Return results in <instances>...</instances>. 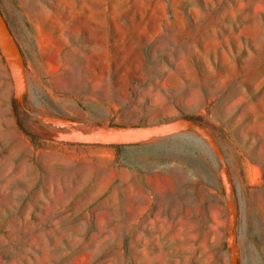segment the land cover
I'll return each instance as SVG.
<instances>
[{
    "label": "rangeland",
    "instance_id": "1",
    "mask_svg": "<svg viewBox=\"0 0 264 264\" xmlns=\"http://www.w3.org/2000/svg\"><path fill=\"white\" fill-rule=\"evenodd\" d=\"M0 14L25 72L19 95L0 48V264H264V0ZM173 122L187 128L74 140Z\"/></svg>",
    "mask_w": 264,
    "mask_h": 264
},
{
    "label": "water",
    "instance_id": "2",
    "mask_svg": "<svg viewBox=\"0 0 264 264\" xmlns=\"http://www.w3.org/2000/svg\"><path fill=\"white\" fill-rule=\"evenodd\" d=\"M0 48L8 62L9 67L12 70L15 86L18 94L20 95L25 90V72H24V59L22 52L11 33L6 21L0 14ZM187 128V125H183L179 122H173L164 125L148 126V127H119L109 128L102 130L98 134L92 137L79 136L74 138L79 143H100V144H135L139 141H146L157 136H170L181 130ZM210 142L214 150L222 158V152L210 138ZM224 180L226 177L224 176ZM235 241L230 242L229 246H232Z\"/></svg>",
    "mask_w": 264,
    "mask_h": 264
}]
</instances>
